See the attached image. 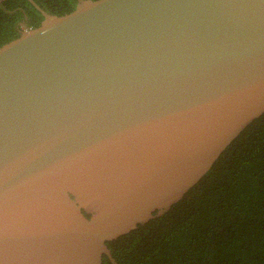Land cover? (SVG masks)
I'll list each match as a JSON object with an SVG mask.
<instances>
[{"label":"water","instance_id":"obj_1","mask_svg":"<svg viewBox=\"0 0 264 264\" xmlns=\"http://www.w3.org/2000/svg\"><path fill=\"white\" fill-rule=\"evenodd\" d=\"M30 2L0 45V264H118L264 112V0Z\"/></svg>","mask_w":264,"mask_h":264},{"label":"trees","instance_id":"obj_2","mask_svg":"<svg viewBox=\"0 0 264 264\" xmlns=\"http://www.w3.org/2000/svg\"><path fill=\"white\" fill-rule=\"evenodd\" d=\"M34 1L61 15L78 0ZM42 18L30 0H0V45ZM106 243L118 264H264V112L167 211Z\"/></svg>","mask_w":264,"mask_h":264},{"label":"flooded vegetation","instance_id":"obj_3","mask_svg":"<svg viewBox=\"0 0 264 264\" xmlns=\"http://www.w3.org/2000/svg\"><path fill=\"white\" fill-rule=\"evenodd\" d=\"M24 26H26V23H25L24 21H22V22L20 23V28H23Z\"/></svg>","mask_w":264,"mask_h":264},{"label":"built area","instance_id":"obj_4","mask_svg":"<svg viewBox=\"0 0 264 264\" xmlns=\"http://www.w3.org/2000/svg\"><path fill=\"white\" fill-rule=\"evenodd\" d=\"M24 27H28V26H24Z\"/></svg>","mask_w":264,"mask_h":264}]
</instances>
